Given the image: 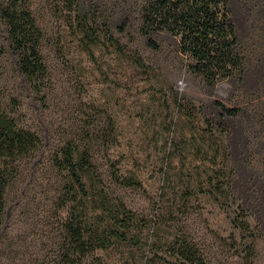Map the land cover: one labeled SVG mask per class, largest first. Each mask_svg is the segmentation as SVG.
Masks as SVG:
<instances>
[{"label": "rangeland", "instance_id": "rangeland-1", "mask_svg": "<svg viewBox=\"0 0 264 264\" xmlns=\"http://www.w3.org/2000/svg\"><path fill=\"white\" fill-rule=\"evenodd\" d=\"M62 1L31 0L45 34L46 103L36 98L19 74L15 57L9 54L5 59L2 88L18 96L22 120L40 134L43 143L10 188L0 233V264H49L57 248L60 215H66L57 205L58 178L50 167V156L61 140L89 122L95 104L104 122L109 114L115 123L110 154L126 174L142 182L122 188L121 195L139 218L149 221L141 237L149 257L155 251L163 256L168 249L163 242L172 240L178 222L211 264H264V0H235L234 4L231 20L241 32L248 55L243 89L233 80L206 86L183 68L177 36L160 33V48L155 50L136 25L116 36L145 65H135L105 40L90 54L71 31ZM108 7L109 12L128 10L133 17L138 15L135 8L119 9L115 1ZM0 39L6 42L2 26ZM175 95L195 105L198 115L194 120L176 112ZM216 100L243 108L237 116L226 118V127L234 193L249 209L252 224L263 230L254 262L241 251L242 236L235 231L229 213L204 193L193 196L190 210L178 213V218L168 216L163 208L167 202L163 203L160 191L163 172L169 176L168 187L184 188L185 182H194L207 168L196 151L195 135L206 127L207 118L220 117ZM104 259L112 262L113 255Z\"/></svg>", "mask_w": 264, "mask_h": 264}, {"label": "trees", "instance_id": "trees-1", "mask_svg": "<svg viewBox=\"0 0 264 264\" xmlns=\"http://www.w3.org/2000/svg\"><path fill=\"white\" fill-rule=\"evenodd\" d=\"M112 1L118 3L121 10L135 8L138 15L133 17L128 10L109 12ZM62 2L71 31L90 54L94 55V48L105 40L135 65H145L141 56L131 55L122 39L116 36L136 25L155 50L160 48L157 40L160 33L177 36L183 68L206 86L233 80L243 89L248 55L241 32L231 20L235 0ZM0 26L6 38V42L0 39L1 233L10 188L24 175L43 143L40 134L22 120L18 96L2 88L5 59L9 54L15 57L19 74L31 86L36 98L45 103L48 65L43 53L44 30L31 0H0ZM174 104L181 116L191 120L197 117L191 102H182L175 95ZM216 105L221 110L220 117L207 118L206 127L199 128L195 135L196 151L206 170H202L194 182H185L184 188L168 187L169 176L163 172L160 191L163 203L167 201L163 208L165 214L178 218V213L190 210L193 196L204 193L229 213L235 231L242 236L241 251L254 262L263 230L252 224L249 209L238 202L234 193V168L226 127V118L237 116L243 108L229 106L221 100H216ZM94 106L96 112L89 122L61 140L50 156V167L58 178L57 205L66 215H60L57 248L49 264H211L178 222L172 240L163 242L168 247L163 256L156 251L153 257L146 254L141 237L144 230L149 229V221L139 218L121 195L122 188L141 186L142 182L136 175L126 174L120 162L110 154L115 123L109 120V114L108 122H104L98 110L100 106ZM108 255H113L112 262L104 259Z\"/></svg>", "mask_w": 264, "mask_h": 264}]
</instances>
